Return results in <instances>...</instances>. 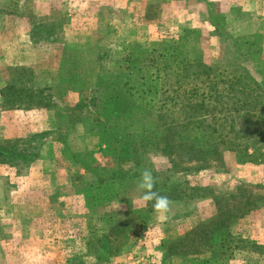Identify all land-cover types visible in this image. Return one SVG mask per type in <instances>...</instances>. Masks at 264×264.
Masks as SVG:
<instances>
[{
	"label": "rangeland",
	"instance_id": "obj_1",
	"mask_svg": "<svg viewBox=\"0 0 264 264\" xmlns=\"http://www.w3.org/2000/svg\"><path fill=\"white\" fill-rule=\"evenodd\" d=\"M184 33L198 37L201 60L214 67L225 66L232 52L245 53L238 41L254 39L258 55L247 67L264 80V0H0V92L31 82L56 90L50 111H11L29 103L10 106L0 95V142L33 137L49 145L26 168L0 165V264H264V163L238 164L224 147L201 171L184 170L194 165L180 154L172 156L178 165L172 169L157 151H143L137 174L121 173L116 197L98 208L122 213L125 229L108 242L112 256L99 260L88 251L90 233L101 237L106 229L86 209L84 189L98 183L100 167L116 166L89 125L70 124L81 96L66 91L58 69L127 45L172 44ZM83 132L93 138L84 136L80 145L76 134ZM144 168L157 169L154 190L173 202L166 222L153 214L152 202L133 203ZM221 213L231 216L229 250L165 258L170 241Z\"/></svg>",
	"mask_w": 264,
	"mask_h": 264
},
{
	"label": "trees",
	"instance_id": "obj_2",
	"mask_svg": "<svg viewBox=\"0 0 264 264\" xmlns=\"http://www.w3.org/2000/svg\"><path fill=\"white\" fill-rule=\"evenodd\" d=\"M197 43L195 34L184 33L172 44H133L120 52L100 51L92 63L60 69L67 87L81 96L69 116L90 126L92 136L104 143V152L116 166L100 167L98 183L84 189L86 209L106 229L101 237L94 231L89 235L88 251L99 260L112 256L110 235L125 225L122 213H100L98 208L116 197L114 185L121 187V173L137 174L143 151H157L172 169L178 167L172 156L180 154L184 162L194 165L184 170H204L209 161L221 157V147L233 153L238 164L264 163V80L256 81L247 67L251 56L258 55L255 40L238 41L245 53L232 52L222 67L205 64ZM0 95L10 106L23 100L27 107L54 106L49 87L10 85ZM42 145L33 137L26 142H0V165L26 168L40 159ZM127 162L132 167L125 169L121 165ZM152 171L155 175L157 169ZM230 217L221 213L216 221L200 223L170 241L165 258L200 254L202 248L212 255L226 252L233 238Z\"/></svg>",
	"mask_w": 264,
	"mask_h": 264
},
{
	"label": "clouds",
	"instance_id": "obj_3",
	"mask_svg": "<svg viewBox=\"0 0 264 264\" xmlns=\"http://www.w3.org/2000/svg\"><path fill=\"white\" fill-rule=\"evenodd\" d=\"M153 159L155 160L156 157L154 156ZM155 184L156 179L152 174V170L144 168L136 181V191L140 193V195L133 203H138L147 207L148 203L152 202L153 214L163 223L169 219V213L173 202L166 195H161L158 191H155ZM119 207L120 205L117 203L116 209Z\"/></svg>",
	"mask_w": 264,
	"mask_h": 264
},
{
	"label": "crops",
	"instance_id": "obj_4",
	"mask_svg": "<svg viewBox=\"0 0 264 264\" xmlns=\"http://www.w3.org/2000/svg\"><path fill=\"white\" fill-rule=\"evenodd\" d=\"M64 66H67V65H64ZM62 68V67H61ZM60 70V67H59V69H58V71ZM60 72V71H59ZM62 77V76H61ZM63 78V77H62ZM64 79V78H63ZM65 80V79H64ZM65 82H66V80H65ZM66 84V91H73L72 89H69L68 87H67V82L65 83ZM29 87H31V86H34L35 88H38V87H40V88H43V87H49V88H52V91H53V93H54V98H55V96H56V94H55V92L54 91H56L55 90V88L54 87H52V86H50V85H45V84H40V85H36V83H35V85H33V82H31L29 85H28ZM32 107V106H31ZM31 107H22V108H16V107H12V108H10V110L12 111H23V110H30L31 109ZM36 110H37V107L35 108ZM39 109H41V111H44L42 108H39ZM72 109H73V107H72ZM45 111H50L49 110V108H48V110H45ZM72 123H75V121H74V119H72V121H71V125H72ZM75 126H77V125H80V123L79 122H77V123H75L74 124ZM74 125H72L73 126V128H75V126ZM79 127H77V129H78ZM54 130V129H53ZM76 130V129H75ZM45 132H52V129L51 128H49L48 130L46 129V131H43V132H41V133H45ZM40 133V134H41ZM36 134H38V133H36ZM36 134H32V135H36ZM84 136H87V137H90V138H93V137H91V136H89V135H87V134H85L84 132L82 133V135H80L79 133L78 134H76V137H77V139H79L80 141H82V140H84ZM81 138V139H80ZM79 141V143H80V145H82L83 144V141L82 142H80ZM50 143V142H49ZM61 144V143H60ZM63 145V144H62ZM49 145L48 144H45V143H43V145H42V149H41V152L46 148V147H48ZM68 150H69V148H68ZM72 152L74 153V154H78L77 152H75L74 151V148H72ZM41 157H42V153H41V156H40V159H41ZM235 160V159H234ZM38 161V160H37ZM36 161V162H37ZM232 161H233V158H232ZM35 162V163H36ZM235 163V162H234Z\"/></svg>",
	"mask_w": 264,
	"mask_h": 264
}]
</instances>
